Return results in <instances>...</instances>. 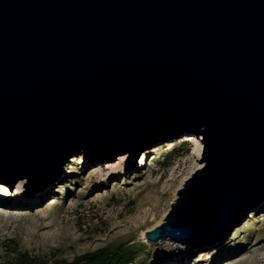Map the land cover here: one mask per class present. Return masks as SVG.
I'll list each match as a JSON object with an SVG mask.
<instances>
[{
  "label": "water",
  "instance_id": "95a60500",
  "mask_svg": "<svg viewBox=\"0 0 264 264\" xmlns=\"http://www.w3.org/2000/svg\"><path fill=\"white\" fill-rule=\"evenodd\" d=\"M183 134L203 164L145 236L201 245L264 199V0H0V180Z\"/></svg>",
  "mask_w": 264,
  "mask_h": 264
},
{
  "label": "rangeland",
  "instance_id": "374dc122",
  "mask_svg": "<svg viewBox=\"0 0 264 264\" xmlns=\"http://www.w3.org/2000/svg\"><path fill=\"white\" fill-rule=\"evenodd\" d=\"M194 137L153 142L131 167L128 152L99 161L88 160L91 150H82L68 159L58 179L29 195L24 186L16 190L25 178L14 187L0 180V252L12 239L34 252L70 258L131 243L140 264H264V199L215 241L188 245L145 238L164 221L179 187L199 163ZM6 187L12 195L5 194Z\"/></svg>",
  "mask_w": 264,
  "mask_h": 264
},
{
  "label": "trees",
  "instance_id": "16d2710c",
  "mask_svg": "<svg viewBox=\"0 0 264 264\" xmlns=\"http://www.w3.org/2000/svg\"><path fill=\"white\" fill-rule=\"evenodd\" d=\"M140 264L137 260L136 246L121 243L116 246L105 245L87 250L73 257L59 256L56 252L39 253L22 248L12 239L0 252V264Z\"/></svg>",
  "mask_w": 264,
  "mask_h": 264
},
{
  "label": "bare ground",
  "instance_id": "6f19581e",
  "mask_svg": "<svg viewBox=\"0 0 264 264\" xmlns=\"http://www.w3.org/2000/svg\"><path fill=\"white\" fill-rule=\"evenodd\" d=\"M195 137L193 138V141H194V152H195V156H196V158L197 159H199V163H198V165H197V167H199V166H202V161L200 160V157H201V152H202V147H203V142H202V139H201V136H199V135H194ZM66 165V164H65ZM64 165V166H65ZM66 168V167H65ZM63 173V172H62ZM62 175V174H61ZM60 175V176H61ZM59 176V177H60ZM23 178H25V179H23ZM22 179L23 180H21L20 181V186H19V188H16V190H18V191H20L21 190V187H23L24 185V183L26 182V178L27 177H23ZM1 184V183H0ZM3 184V183H2ZM14 187V186H13ZM25 187V186H24ZM0 188H2V186L0 187ZM5 190V194H10V195H12L13 193L10 191V189H8L7 187L6 188H4ZM145 238H146V236H145ZM166 240H172V239H170V238H166ZM217 240V239H216ZM176 241V240H175ZM215 241V240H214Z\"/></svg>",
  "mask_w": 264,
  "mask_h": 264
}]
</instances>
